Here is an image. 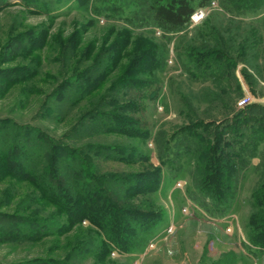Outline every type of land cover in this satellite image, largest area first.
<instances>
[{
	"label": "rangeland",
	"instance_id": "1",
	"mask_svg": "<svg viewBox=\"0 0 264 264\" xmlns=\"http://www.w3.org/2000/svg\"><path fill=\"white\" fill-rule=\"evenodd\" d=\"M119 1L133 11L143 5L140 0ZM144 1L141 13L147 15L149 0ZM222 2L227 4L226 0H210L197 6L184 28L170 30L153 19L143 18L142 24L133 25L123 15L99 13L96 5H102L103 0H32L28 4L24 0H0V117L41 128L70 144L88 163V143H123L148 153L150 161L95 158L94 169L97 174L122 173L149 169L151 162L160 165L157 189L135 193L130 201L162 216L145 243L130 252L116 248L104 251L88 219L38 236L0 235V264H28L41 259L57 264H264V247L248 238L250 216L256 210L253 191L264 181L257 166L259 157H253L240 170L234 196L223 215L212 214L188 194V188L193 190L195 185L192 162L184 159L176 170L157 157L156 139L161 140L177 127L194 120L219 119L231 107L238 108L237 100L244 94L249 95L250 102H264V0L259 7L232 11ZM199 10L202 15L195 16ZM32 31L46 34L45 40L27 50L22 44ZM113 42L122 52L117 67L101 86L84 97L57 98L54 91L62 80L91 63L95 66L105 61L96 54ZM207 48L230 55L232 73L227 78L191 73L189 52ZM144 49H151L160 62L151 72L142 74L160 85L159 94L155 99L142 98L143 108L135 113L151 136L141 139L92 130L85 127L87 124L77 126L80 115L97 103L107 85L135 53ZM24 66H28L29 74L14 77L19 74L16 68ZM237 79L241 91L236 90ZM74 81L67 88L71 94ZM15 127L7 129L10 137ZM117 185L111 188L121 195L123 191ZM58 210L31 180L10 174L0 177L1 213L44 218L56 215L64 220L65 215Z\"/></svg>",
	"mask_w": 264,
	"mask_h": 264
},
{
	"label": "trees",
	"instance_id": "2",
	"mask_svg": "<svg viewBox=\"0 0 264 264\" xmlns=\"http://www.w3.org/2000/svg\"><path fill=\"white\" fill-rule=\"evenodd\" d=\"M30 1L24 0L26 4ZM209 1L149 0L146 7L148 14L142 15L144 0L138 1L143 5L136 11L119 0H103L102 5H96V10L99 13L105 11L123 15L133 25L142 24L143 18L146 21L153 19L164 28L177 30L188 24L197 6ZM262 1L226 0L227 4H222L232 11L233 8L253 9L259 7ZM138 2L136 5H139ZM45 36L40 31H32L25 37L27 44L22 46L28 50L44 41ZM72 50L74 52L75 47ZM121 52L116 42L100 48L96 57L101 55L100 60L104 58L105 61L98 64L95 57V66L91 63L68 75L53 93L61 100L92 93L101 86L107 74L117 67ZM188 57L189 67H192L190 71L195 76L210 74L223 78L232 73L233 60L221 49H195L189 52ZM159 64L151 49L135 53L117 78L107 85L97 103L80 115L77 126L87 124L85 127L92 130L115 131L141 139L150 137V129L135 113L143 108L142 98L155 99L159 94L160 85L154 79L142 76ZM16 69L19 74L14 77L29 74L28 66ZM73 81L75 85L71 94L67 88ZM235 84L236 90L241 91L238 79ZM9 126H16L13 137L8 133ZM7 141L8 145L5 143ZM156 146L160 163L170 168L178 170L184 159L193 163L195 185L193 190L188 188V194L212 214L223 215L234 196L240 170L250 164L255 156L259 157L257 166L264 177V102L251 101L242 107H231L219 119H200L181 125L161 140L156 139ZM85 152H89V163L70 144L59 141L41 128L18 124L9 117H0V177L10 174L31 180L40 188L44 198L65 215L63 220L56 215L44 218L0 212V235L38 236L88 219L90 225L96 228L98 244L106 252L112 248L130 252L145 243L153 226L162 218L161 213L136 207L130 200L135 193L154 192L157 189L161 180L160 165L151 162V167L146 170L122 173L105 171L97 174L94 169L95 158L150 161L149 154L123 143H88ZM58 153L62 154L60 158ZM115 183L123 191L121 195L111 188L112 185L116 187ZM253 201L256 210L250 216L248 238L254 245L263 248L264 181L254 189ZM139 232L146 236H141ZM51 262L41 259L28 264H57Z\"/></svg>",
	"mask_w": 264,
	"mask_h": 264
},
{
	"label": "built area",
	"instance_id": "3",
	"mask_svg": "<svg viewBox=\"0 0 264 264\" xmlns=\"http://www.w3.org/2000/svg\"><path fill=\"white\" fill-rule=\"evenodd\" d=\"M194 15H195V16H201V15H202V10L196 11V12L194 13ZM194 15H193V16H194ZM250 100H251V99H250L249 95L244 94V95H242L241 97L238 98V100H237V106H238V107H242V106H244L245 104L249 103Z\"/></svg>",
	"mask_w": 264,
	"mask_h": 264
}]
</instances>
